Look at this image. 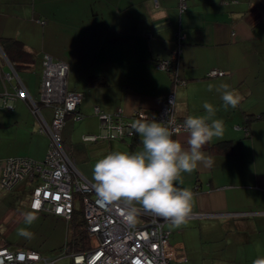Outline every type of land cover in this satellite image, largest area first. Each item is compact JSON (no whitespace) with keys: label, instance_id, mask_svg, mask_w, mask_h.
<instances>
[{"label":"crops","instance_id":"crops-1","mask_svg":"<svg viewBox=\"0 0 264 264\" xmlns=\"http://www.w3.org/2000/svg\"><path fill=\"white\" fill-rule=\"evenodd\" d=\"M178 31L184 35L179 46ZM1 37L21 40L35 60L15 70L0 49V94L14 93L21 84L38 100L43 55L67 64L66 88L81 92V117L66 118L62 144L93 184L98 159L142 148L138 133L135 138L82 140L83 134L100 132L95 107L120 111L134 123L135 110L156 111L169 92L178 119L206 115L203 103L213 104V118L224 123L223 136L202 148L213 164L198 162L192 173L181 174L182 183L175 185L194 193L192 212L179 228L169 221L164 227L169 241L183 248L186 264L264 260V0H186L184 9L180 0H0ZM176 48L178 82L155 65ZM211 69L223 73L208 76ZM90 76L98 82L88 84ZM223 83L242 97L236 108L225 110L216 91ZM11 102V109L0 108V169L11 156L43 160L50 139L40 127L51 121V105L38 102L34 113L26 100ZM173 138L189 147L185 130ZM221 140L231 141V152H210L209 146ZM30 189L24 180L12 190L0 189V246L13 244L8 230L31 211Z\"/></svg>","mask_w":264,"mask_h":264},{"label":"built area","instance_id":"built-area-1","mask_svg":"<svg viewBox=\"0 0 264 264\" xmlns=\"http://www.w3.org/2000/svg\"><path fill=\"white\" fill-rule=\"evenodd\" d=\"M185 7L186 0H180V8ZM183 36L178 31V46ZM177 48L170 57L155 62L156 67L170 72L175 82L181 81L175 69ZM66 72L67 64L44 54L38 100L30 98L21 84L14 87V93L0 94V108L11 109L14 97L26 100L34 113L38 112V102L53 107L51 121L40 127V131L47 132L50 138L43 160L36 161L25 156L6 158L0 169V189L12 190L24 180L31 186L27 199L29 209L35 213L54 215L66 222L73 213L74 194L81 195L90 246L83 251H68L66 248L65 253L70 254L72 264H169L170 261L186 264L183 248L169 241V231L164 227L167 221L142 213L134 227L125 224L116 206L102 207L98 203L93 183L79 173L66 153L61 129L67 117L75 120L81 117L78 113L81 92L66 88ZM222 73L221 70L211 69L207 75ZM8 76L4 73V78ZM170 100H174L173 92L164 97L156 111L135 110L133 117L166 122L173 134L185 130L184 120L175 116ZM94 113L100 118V132L83 134L82 140L120 139L134 135L135 130L131 128L133 122L126 121L122 112L107 113L95 107ZM59 258L43 256L38 250L23 245L0 246V264H55Z\"/></svg>","mask_w":264,"mask_h":264},{"label":"clouds","instance_id":"clouds-1","mask_svg":"<svg viewBox=\"0 0 264 264\" xmlns=\"http://www.w3.org/2000/svg\"><path fill=\"white\" fill-rule=\"evenodd\" d=\"M165 16V13H160ZM213 85H208L211 91ZM216 91L221 93L225 110L236 108L242 97L230 90L227 83L220 84ZM173 104L174 100H170ZM206 115H189L184 120L188 133L185 149L173 138L166 122L143 117L132 123L131 128L141 137V150L129 153L114 151L98 159L92 167L93 188L102 207L116 206L122 221L134 227L142 213H150L158 219L169 221L175 228L187 222L192 212L194 193L181 188L182 173H192L203 162L211 167L213 160L206 157L202 148L214 137L224 134V123L214 119L217 109L209 102L203 103ZM37 216L34 211L24 214V223L31 225ZM19 234L30 238L32 233L20 229ZM254 264H264L257 260Z\"/></svg>","mask_w":264,"mask_h":264},{"label":"trees","instance_id":"trees-1","mask_svg":"<svg viewBox=\"0 0 264 264\" xmlns=\"http://www.w3.org/2000/svg\"><path fill=\"white\" fill-rule=\"evenodd\" d=\"M0 49L11 62L15 70L20 68L29 67L35 60V53L25 47L24 43L15 37H1ZM99 78L90 76L87 83L98 82ZM133 137H136L134 131ZM136 139H134L135 141ZM232 145L230 140H221L209 146L210 152L221 154L230 153ZM74 208L71 219L67 222V240L64 243L68 251H83L90 246V239L88 237L86 224L81 209V195L74 194ZM81 209V210H80Z\"/></svg>","mask_w":264,"mask_h":264},{"label":"rangeland","instance_id":"rangeland-1","mask_svg":"<svg viewBox=\"0 0 264 264\" xmlns=\"http://www.w3.org/2000/svg\"><path fill=\"white\" fill-rule=\"evenodd\" d=\"M38 214L37 219L31 225H26L24 219L17 222L15 227L8 230V239L14 245L32 247L41 252L43 256H60L55 264H72V258L69 253H65L66 246L64 245L68 234L67 222L51 214ZM22 228L30 231L32 236L30 238L21 236L19 230Z\"/></svg>","mask_w":264,"mask_h":264},{"label":"snow or ice","instance_id":"snow-or-ice-1","mask_svg":"<svg viewBox=\"0 0 264 264\" xmlns=\"http://www.w3.org/2000/svg\"><path fill=\"white\" fill-rule=\"evenodd\" d=\"M37 205H34V207H36Z\"/></svg>","mask_w":264,"mask_h":264},{"label":"bare ground","instance_id":"bare-ground-1","mask_svg":"<svg viewBox=\"0 0 264 264\" xmlns=\"http://www.w3.org/2000/svg\"><path fill=\"white\" fill-rule=\"evenodd\" d=\"M81 210V209H80ZM83 215V214H82Z\"/></svg>","mask_w":264,"mask_h":264}]
</instances>
